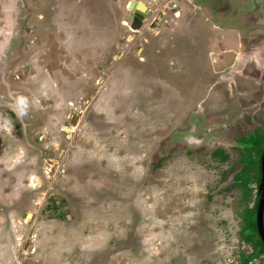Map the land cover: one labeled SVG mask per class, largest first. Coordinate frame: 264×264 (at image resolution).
<instances>
[{"label":"rangeland","instance_id":"rangeland-1","mask_svg":"<svg viewBox=\"0 0 264 264\" xmlns=\"http://www.w3.org/2000/svg\"><path fill=\"white\" fill-rule=\"evenodd\" d=\"M203 1L0 0V264H238L203 155L264 125V0Z\"/></svg>","mask_w":264,"mask_h":264},{"label":"trees","instance_id":"trees-1","mask_svg":"<svg viewBox=\"0 0 264 264\" xmlns=\"http://www.w3.org/2000/svg\"><path fill=\"white\" fill-rule=\"evenodd\" d=\"M3 116H6L7 119H16L17 113L13 110H7V112L3 113ZM235 150L238 154L235 163H232L231 154L224 148L212 150L205 153L206 155L202 154L203 158L207 156L212 159L211 161L215 162V165H210L207 169L208 173L212 174L211 178L213 181V183H210L211 192L207 198L208 201L219 197L231 198L232 200L236 195H240L238 204L243 207L240 214L242 219L241 226L238 228L235 239L228 241L233 249L232 257L238 264H250L253 262L264 264V244L260 240L257 228L259 205L257 193L262 176L261 162L264 154V125L249 134L240 136L236 140ZM192 153L189 151L187 154L191 156ZM231 163L233 165H230ZM225 165H228V167L224 168ZM215 173H217L219 178L213 175ZM231 174L233 178L229 181ZM227 182H230V184H227ZM67 203L64 198L58 200L55 197H51L42 212L49 214L51 218L62 219L64 215H57L55 212L58 207H64Z\"/></svg>","mask_w":264,"mask_h":264},{"label":"water","instance_id":"water-1","mask_svg":"<svg viewBox=\"0 0 264 264\" xmlns=\"http://www.w3.org/2000/svg\"><path fill=\"white\" fill-rule=\"evenodd\" d=\"M152 2H154L152 0ZM134 5V7H133ZM129 12L133 13V24H132V30L139 31L143 27L144 21L147 18H150L154 15L153 11L149 9V7L144 4L142 1H132L129 6ZM261 170H262V176H261V183L258 188V216H257V228L260 236V240L264 244V225H263V215H264V154L262 157L261 162Z\"/></svg>","mask_w":264,"mask_h":264},{"label":"crops","instance_id":"crops-1","mask_svg":"<svg viewBox=\"0 0 264 264\" xmlns=\"http://www.w3.org/2000/svg\"><path fill=\"white\" fill-rule=\"evenodd\" d=\"M203 0H197V2H198V4L199 5H202V2ZM210 1V0H209ZM131 2V1H130ZM204 2V1H203ZM212 4V3H211ZM215 6V5H214ZM223 6H225V5H223ZM228 8V7H227ZM233 8V7H232ZM234 9V12H236V10H237V15L238 16H244V17H247L248 18V16H253V14H251V12H247V11H238V9H236V8H233ZM214 10H216V7H214ZM206 12V11H205ZM179 13V12H178ZM231 13V12H230ZM247 13H249V14H247ZM180 15H181V13H179ZM205 15L207 16V18L215 25V27L216 28H218V29H221V30H234V31H236V32H238L239 33V35H240V39H241V43L243 42V39H244V35L242 34L243 32L241 31V29L240 28H235V27H233V28H230V27H227L229 24H227V23H225L224 21H223V19H221V18H219V19H215V18H213V17H211L210 16V14H209V12L208 13H205ZM212 15V14H211ZM226 14H224V16H225ZM255 15V14H254ZM159 20V19H158ZM250 22V21H249ZM251 23H253L252 21H251ZM245 30V29H244ZM248 30V29H247ZM245 32H246V30H245ZM241 33V34H240Z\"/></svg>","mask_w":264,"mask_h":264},{"label":"flooded vegetation","instance_id":"flooded-vegetation-1","mask_svg":"<svg viewBox=\"0 0 264 264\" xmlns=\"http://www.w3.org/2000/svg\"><path fill=\"white\" fill-rule=\"evenodd\" d=\"M211 3H212V1H211ZM217 5L215 4V6L213 5V7H216ZM260 12V11H259ZM261 13V12H260ZM259 14V13H258ZM254 15V14H253ZM232 16V15H231ZM255 16V18L257 19V13L254 15ZM229 18H231V17H229ZM241 19V20H240ZM240 19H235V18H233L232 17V19L231 20H233V22H236V23H240V27H243V26H241V24L242 23H246V17L244 18V19H242V17H240ZM240 20V21H239ZM253 22V21H252ZM251 23V22H250ZM256 23L257 22H254V23H252V24H248V27L246 28V29H248L249 31L248 32H251V31H254L256 28H261V29H263L262 27H260V26H258V25H256ZM245 29V30H246ZM264 30V29H263ZM262 30V31H263ZM241 34V33H240ZM243 34V33H242ZM244 35V34H243ZM246 37V36H245ZM247 37H248V35H247ZM243 41H244V39H243ZM194 140H196V138L194 139ZM196 142V141H195Z\"/></svg>","mask_w":264,"mask_h":264},{"label":"clouds","instance_id":"clouds-1","mask_svg":"<svg viewBox=\"0 0 264 264\" xmlns=\"http://www.w3.org/2000/svg\"><path fill=\"white\" fill-rule=\"evenodd\" d=\"M175 16V17H179L180 16V14L178 13V12H174V13H172V16ZM158 16V15H157ZM153 17V22H151V27H155L156 25H157V22H160L162 19H163V14H162V16H161V14H160V19L158 20V18H156L154 15L152 16ZM170 20H172V19H170ZM169 21V20H168ZM168 21H165L166 23L168 22ZM124 23H126V22H124ZM124 26H126L125 24H124ZM127 26H128V24H127ZM149 27L148 26V24H146V20L144 21V24H143V27ZM131 30H132V28H131ZM132 31H134V30H132ZM159 33V32H158ZM157 35V34H156Z\"/></svg>","mask_w":264,"mask_h":264},{"label":"built area","instance_id":"built-area-1","mask_svg":"<svg viewBox=\"0 0 264 264\" xmlns=\"http://www.w3.org/2000/svg\"><path fill=\"white\" fill-rule=\"evenodd\" d=\"M174 8L176 7L175 5L173 6ZM126 26H127V23H124ZM250 264H252V263H250Z\"/></svg>","mask_w":264,"mask_h":264},{"label":"bare ground","instance_id":"bare-ground-1","mask_svg":"<svg viewBox=\"0 0 264 264\" xmlns=\"http://www.w3.org/2000/svg\"><path fill=\"white\" fill-rule=\"evenodd\" d=\"M154 2H157L158 0H153ZM133 7H134V5H133Z\"/></svg>","mask_w":264,"mask_h":264}]
</instances>
